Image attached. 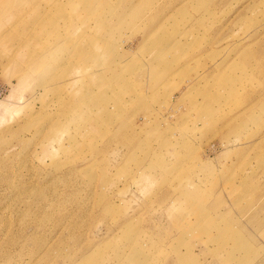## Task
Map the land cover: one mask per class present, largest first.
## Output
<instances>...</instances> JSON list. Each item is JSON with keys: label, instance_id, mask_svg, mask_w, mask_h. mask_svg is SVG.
Segmentation results:
<instances>
[{"label": "rangeland", "instance_id": "rangeland-1", "mask_svg": "<svg viewBox=\"0 0 264 264\" xmlns=\"http://www.w3.org/2000/svg\"><path fill=\"white\" fill-rule=\"evenodd\" d=\"M0 264H264V0H0Z\"/></svg>", "mask_w": 264, "mask_h": 264}, {"label": "crops", "instance_id": "crops-1", "mask_svg": "<svg viewBox=\"0 0 264 264\" xmlns=\"http://www.w3.org/2000/svg\"><path fill=\"white\" fill-rule=\"evenodd\" d=\"M177 8H178V6H177L175 9H177ZM186 8H187V7H186ZM186 8H182V10H185ZM175 9H174V10H175ZM189 12H190V14H191L192 10L190 9ZM170 13H171V12H170ZM170 13H168V15H169Z\"/></svg>", "mask_w": 264, "mask_h": 264}]
</instances>
